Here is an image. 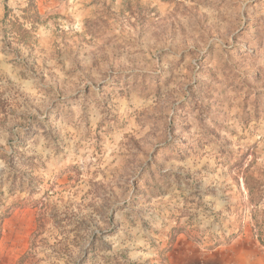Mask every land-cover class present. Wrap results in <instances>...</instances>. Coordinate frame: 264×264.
<instances>
[{"label":"rangeland","instance_id":"374dc122","mask_svg":"<svg viewBox=\"0 0 264 264\" xmlns=\"http://www.w3.org/2000/svg\"><path fill=\"white\" fill-rule=\"evenodd\" d=\"M2 237L5 264H264V0H0Z\"/></svg>","mask_w":264,"mask_h":264},{"label":"crops","instance_id":"0c3cea01","mask_svg":"<svg viewBox=\"0 0 264 264\" xmlns=\"http://www.w3.org/2000/svg\"><path fill=\"white\" fill-rule=\"evenodd\" d=\"M5 239L2 237L0 239V264H5V257L3 255L4 253V248H5ZM179 253V256L182 258L181 264H193V261L187 262V259H196L195 261L197 264H206V261L208 260L209 257H212V252L210 253L207 250H197L195 253L193 251V247L191 248H180V250L177 251ZM219 259V257H218ZM211 261V260H210ZM208 264V263H207ZM219 264H223V258L221 259V262Z\"/></svg>","mask_w":264,"mask_h":264}]
</instances>
